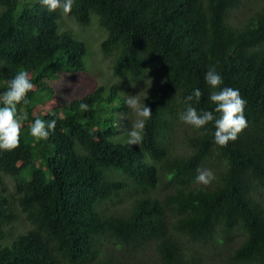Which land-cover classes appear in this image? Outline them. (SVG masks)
Segmentation results:
<instances>
[{
	"label": "trees",
	"instance_id": "16d2710c",
	"mask_svg": "<svg viewBox=\"0 0 264 264\" xmlns=\"http://www.w3.org/2000/svg\"><path fill=\"white\" fill-rule=\"evenodd\" d=\"M241 1L75 0L68 16L87 25L95 15L106 32L99 46L113 56L112 77L137 82L149 70L162 75L144 101L152 116L143 143L130 146L118 81L34 114L51 99L53 83L88 72L87 46L39 0H0V95L21 70L34 85L29 102L17 106L18 115L28 114L20 146L0 150V264H125L101 255L103 239L132 264H264V2L235 23L230 14ZM212 65L221 87L238 89L246 100L248 126L219 147L213 123L189 125V152L170 157L167 139L184 97L199 89L192 106L214 110L204 78ZM81 103L89 110L82 112ZM37 118L56 120L47 140L30 135ZM215 161L216 179L197 184V170L215 168ZM163 179L169 191L153 195ZM123 191L133 196L129 207L108 211L106 202ZM14 205L29 225L21 232ZM8 233L10 244L3 242ZM147 242L157 262L142 259Z\"/></svg>",
	"mask_w": 264,
	"mask_h": 264
},
{
	"label": "clouds",
	"instance_id": "9594fccd",
	"mask_svg": "<svg viewBox=\"0 0 264 264\" xmlns=\"http://www.w3.org/2000/svg\"><path fill=\"white\" fill-rule=\"evenodd\" d=\"M75 0H39V4L49 13L61 11L69 15ZM205 81L210 87L209 100L215 106L213 111H197L192 106V101L199 100L202 92L194 89L191 94L184 97L185 110L180 115V120L190 125L193 129H204L209 123H213L214 143L219 147H226L229 142L235 141L239 134L248 126L244 110L246 100L241 97L238 89L221 87L222 76L217 72L216 66L209 67L205 74ZM135 86V85H133ZM34 88L27 70L19 71L8 82L7 90L0 95V150L13 151L20 146L21 122L28 119L27 112L18 115L17 106L27 104V93ZM124 104L127 105L135 120L128 132L126 143L128 145L141 146L144 139L146 122L151 119L152 111L145 106L144 100L136 95H126ZM79 108L82 112L89 110V105L81 103ZM56 120L46 122L35 119L30 127V135L34 141L47 140L49 133L54 131ZM215 174L210 169H198L195 182L199 185L208 186L215 180Z\"/></svg>",
	"mask_w": 264,
	"mask_h": 264
},
{
	"label": "rangeland",
	"instance_id": "374dc122",
	"mask_svg": "<svg viewBox=\"0 0 264 264\" xmlns=\"http://www.w3.org/2000/svg\"><path fill=\"white\" fill-rule=\"evenodd\" d=\"M37 1V0H35ZM264 0H242L241 4L231 12V21L242 22L246 15L253 14L257 9L261 7ZM22 4L21 0L19 5ZM59 15V23L63 30L71 34L76 40L82 41L87 46L86 62L87 67H89L87 73H76L75 76L69 75L67 77H61L60 80L52 84L54 89V94L51 95V99H47L44 103L36 105L34 109V114L38 111H48L50 108L54 107L59 102H66L73 97H81L84 94L90 92L97 85L101 83H108L118 81L122 85L121 92L126 95H136L139 93V98L144 99L145 95L149 94L151 89L157 86L158 82L161 80V74L157 73L155 70H149L146 75L138 80L137 82H129L126 79L117 80V78L111 76L110 65L112 63V55H104L100 50V42L105 38L106 32L98 24L97 17L91 15L90 22L87 25H80L76 23L68 15L62 14L61 11H57ZM135 85V86H133ZM127 98V96H126ZM57 100V101H56ZM145 101V100H144ZM129 120H127L128 125L131 127L135 120V116L128 109ZM175 127L170 133L167 139L168 154L170 157L183 156L189 152L188 145L185 140V136L189 133V125L183 123L179 118L175 121ZM16 166H20L21 162H15ZM216 167L210 168L209 166H203L201 169H210L215 174L214 170H219L221 168L220 162L215 161ZM157 166L160 163H156ZM11 183V180L9 179ZM165 187V180L158 183L157 187L152 190L153 195H161L168 192L169 190ZM133 196L130 191H123L119 194V197L113 201L106 202V208L108 211H114L123 213L129 207ZM14 212L16 214L15 231L26 230L29 225H27L24 220L22 213L14 205ZM21 214V215H20ZM7 229V228H6ZM14 237V236H13ZM13 237L10 238L9 233L3 242L10 244ZM240 240V237L237 241ZM123 250L115 249L112 245L111 240L102 241V252L101 255L112 253L113 257L120 258L125 264H132V259L126 255ZM152 259L157 262V253L154 248V243L147 242L145 244V252L142 259Z\"/></svg>",
	"mask_w": 264,
	"mask_h": 264
}]
</instances>
